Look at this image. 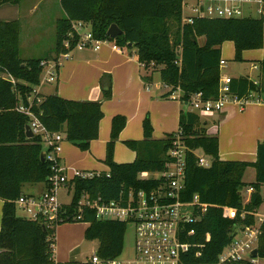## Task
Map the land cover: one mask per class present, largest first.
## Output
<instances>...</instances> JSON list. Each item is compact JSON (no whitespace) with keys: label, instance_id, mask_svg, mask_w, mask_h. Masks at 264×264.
Returning a JSON list of instances; mask_svg holds the SVG:
<instances>
[{"label":"trees","instance_id":"trees-1","mask_svg":"<svg viewBox=\"0 0 264 264\" xmlns=\"http://www.w3.org/2000/svg\"><path fill=\"white\" fill-rule=\"evenodd\" d=\"M21 0H0L18 4ZM264 1V0H263ZM182 0H59L64 16L57 19V59L62 51V40L71 30L72 21L88 23L93 35L109 39L119 45H135L136 56L151 84L154 72H159L162 84L179 87L182 109L178 116V129L187 150L185 156V189L182 199L197 194L201 201L213 204L202 213L199 220L190 225L195 231L183 240L191 243L183 264H211L233 239L235 228L254 225L255 213L262 202L259 193L264 184V140L257 143L254 162L222 160L218 155L217 132H210L200 115L183 109L192 94L201 92L203 99L215 98L220 85L221 44L231 40L235 60H242V52L257 49L263 44L264 20L244 18H195L184 21ZM115 23L122 30L116 38L107 36L108 27ZM22 23L19 19L0 22V264H93L89 260L56 262L54 245L56 227L62 223H50L44 218H25L17 214L15 203L23 195L24 183L44 182L53 174V162L42 161V136L34 133L28 137L25 129L30 117L17 110L19 104L30 110L50 133H60L82 149H88L91 140L98 136L99 122L103 116L101 100H68L58 94L34 93L39 84L42 68L39 63L46 57L21 58L19 37ZM204 42L200 43L199 38ZM61 45V46H60ZM122 48V47H121ZM48 60V59H45ZM264 67V57L259 61ZM230 95L237 98L249 93L264 92V85L255 83L248 76L230 78ZM103 99L111 97V84H101ZM126 124L124 115L111 118L110 139L107 142L105 162L107 172L93 178H72L74 187L67 213L74 211L75 202L82 192L104 200H117L127 196L130 189H145L155 185L154 179H141L143 171H161L165 168L167 152L174 133L155 139L149 118L143 119V139L127 140L135 152L132 162H116L112 156L113 143ZM195 150H201L210 160L208 167L197 164ZM59 162V158L57 157ZM247 168L255 169V180L245 182ZM109 174V176H107ZM252 188L248 200L242 190ZM222 206L236 209V216L229 217ZM81 222L87 223L86 239H97V256L102 260L119 256L124 248L126 221L101 220L91 210H83ZM241 214H244L241 216ZM75 221L67 217L63 222ZM257 242L259 258H264V220Z\"/></svg>","mask_w":264,"mask_h":264},{"label":"built area","instance_id":"built-area-1","mask_svg":"<svg viewBox=\"0 0 264 264\" xmlns=\"http://www.w3.org/2000/svg\"><path fill=\"white\" fill-rule=\"evenodd\" d=\"M181 12L184 21L192 22L195 18H244L257 17L264 20L263 0H182ZM62 51L65 58L69 57L72 50L92 49L99 50L102 45H109L112 49L121 51L122 48L109 39L96 38L88 23L72 21L71 30L62 40ZM60 55V53H59ZM58 59L41 60L42 68L40 82L53 83L57 79ZM223 64H220V69ZM219 85L218 94L215 98L203 99L201 92L191 95L189 105L197 112L220 111L228 101H234L240 106L247 102L257 100L254 93L246 97L237 98L230 95L229 82ZM256 83V82H255ZM38 84V85H39ZM170 89V95L181 96L179 87ZM39 92L37 86L33 90ZM31 101L28 105L19 104L17 110L30 117L28 125L33 133L41 134L45 148V159L53 162V174L48 177L47 186L39 194H23L15 199L20 210L29 214V218H44L50 223L63 222L67 217L73 220H82L83 210H91L95 218L101 220H121L132 226L133 230V254L123 257L122 253L113 258L102 260L97 255L88 259L93 264H183L182 257L188 253L194 245L184 241L194 233L190 225L196 223L207 208L214 206L200 200L197 194L191 199L183 200L182 193L185 189V156L187 147L181 138L179 131L171 138V146L167 152L165 168L161 171L139 173L141 179H154L155 185L145 189H130L127 196L117 200H104L101 196L91 197L89 193L82 192L75 202L74 211L65 214L64 205L58 200L56 191L62 185L69 182L65 169L57 161L60 151V142L63 136L60 133H50L30 110ZM197 155V164L208 167L210 160L203 154ZM97 171H73V177L93 178L100 176ZM149 174L153 176L148 177ZM109 176V174H107ZM71 178V179H72ZM247 191H252L249 188ZM224 213L229 217L236 216V209L222 206ZM244 214H241L243 216ZM257 214L255 213V217ZM264 220V214H259L254 225L236 227L232 241L224 247L211 264H254L255 258L250 256L251 251L257 248L260 226ZM249 254L245 259V254Z\"/></svg>","mask_w":264,"mask_h":264},{"label":"rangeland","instance_id":"rangeland-1","mask_svg":"<svg viewBox=\"0 0 264 264\" xmlns=\"http://www.w3.org/2000/svg\"><path fill=\"white\" fill-rule=\"evenodd\" d=\"M59 5V0H45L40 4L36 14L32 18H26L27 23L23 31L20 33L21 44H19V47L21 58L43 56L53 58L57 54V51L55 52L56 27L54 22L55 18L61 15V6ZM16 7L17 5L12 3L0 5V21L12 19ZM32 23H34V25H32ZM35 37H37V40H35ZM110 42L115 43L111 40ZM121 47L125 56H135L137 49L135 45L128 46L126 44L121 45ZM260 49L261 47L244 50L242 52V60L238 61L235 60L233 42L231 40L223 41L221 44V63L223 65L220 69V83L223 85L225 84L226 78L237 76L239 74L249 75L252 79L258 78L261 69L258 67L259 61L254 59H256V53H258ZM87 50H89V48ZM63 53L64 52H60L58 59V80L56 79L53 83L40 82V84L37 85V89L43 92H62L63 94H67L68 100L78 101L80 99L77 97L81 90L77 88H85L89 86L88 81L90 80V77L86 74L87 72L85 69L88 65L92 64L93 60L88 56H79L86 53L85 50H72L70 51L68 58H65ZM100 64L101 61H96L93 65L99 66ZM103 74L104 73H102V76ZM105 74L109 75L111 97L109 99H103L102 88L99 85L101 95L99 100L103 101L104 103H102L108 106L104 107V114L99 123L98 136L91 140L88 149H82L66 139L60 142V151L58 153V156L60 157L59 163L60 166L65 169L64 172L68 180L73 177L74 170L87 172L97 171L100 173L108 171L105 158L107 142L110 139L111 118L113 116H108V113L112 112L116 106L117 108H120V110L127 112L123 107L126 106L130 113L128 115L123 114L126 119V124L118 133V136L113 143L112 156L114 161L118 163L132 162L134 160L135 152L126 144V141L143 139L142 123L145 117L149 118L153 138L160 139L165 137L166 134L177 132L178 110L182 108V104L178 99V95H170L169 88L160 84L159 72L156 71L152 75V84H146V86H150L147 93L140 94L138 90H134L133 87H130L127 89L125 96L122 92V90L125 91V89H122V73L119 74V71L115 70L113 73L107 72ZM140 75H146V70L144 66L141 65ZM100 84H102L101 81ZM262 84L264 85V80ZM120 85L122 87H120ZM261 94L263 95V93ZM254 98L258 99L257 95H254ZM189 109L192 110V107L189 106ZM136 112L137 115H135ZM198 113L201 115L210 114L214 116L218 111H198ZM104 119H106L107 122H110V127L107 126L105 129L103 128ZM214 125V128L211 129L213 132L216 131V126H218V124H216V119ZM42 148H45L44 143H42ZM197 152L198 154H201V151ZM151 176L153 175H148V177ZM243 180L245 182L254 181L255 169H246L243 175ZM259 193L262 202L256 211V219L259 214H264V184L260 186ZM73 194L74 187L68 182L62 184L56 191L57 198L63 205H69L73 198ZM242 197L245 201L249 198V193H247L245 189L242 190ZM17 214L25 218L29 217L27 212L20 209L17 210ZM86 227L87 223L81 221H67L60 223L57 226L56 231L55 255L57 253L61 258L68 261L73 260L82 262H85L93 255H96L98 240L85 238L84 230ZM132 247L133 230L132 226L128 225L124 235L122 256H131L133 254ZM248 256L249 254L247 253L244 258L248 259ZM254 264H264V258L256 257Z\"/></svg>","mask_w":264,"mask_h":264},{"label":"crops","instance_id":"crops-1","mask_svg":"<svg viewBox=\"0 0 264 264\" xmlns=\"http://www.w3.org/2000/svg\"><path fill=\"white\" fill-rule=\"evenodd\" d=\"M44 1L45 0H21L20 3L16 4L17 7L14 9V16L10 20L19 19L22 23L21 26V32H22L27 23L26 18L27 17L32 18L36 14L40 4ZM60 14H59L60 16L55 18V22L57 19L64 16V11L62 10V8ZM32 25H34V23H32ZM35 40H37V37H35ZM199 42L203 43L204 38L200 37ZM19 44H21V35L19 39ZM84 50L86 53L81 54L79 56H88L92 58L93 61L92 64L88 65L87 68L85 69V71L87 72L86 74L88 75V77H90V80L88 81L89 86L85 88L84 87L77 88L81 90L79 96L77 97L80 100H99L101 97L99 91V85L101 87L100 81L105 84L108 83L109 75L105 73L107 72L113 73L115 72V70H118L119 74L122 73L123 87L121 85L120 87H122V89H125V91L122 90L124 96L126 95L127 89H129L130 87H133L134 90H138L140 94L147 93L149 91L150 86H146L147 83L143 80V77L140 75V63L138 61L136 53L135 56L133 55L131 57L125 56L123 50L121 51L114 50L109 45H102L101 48L96 51L92 49L89 50L83 49V51ZM19 52H20V47H19ZM255 57L256 59L254 60L257 61H261L264 57V25H263V44L260 51L256 53ZM53 58L46 57L43 59L49 60ZM96 61H101V64L99 66H94L93 64ZM258 67L261 69L258 78L252 79L249 77V75H245V74L230 76L228 78L248 76L249 79H251L252 81L261 84L264 80V67L263 68H261L260 66ZM102 73H104L103 76ZM159 79H160V75H159ZM160 84L162 83L160 82ZM38 91L41 94H45V95L56 93L63 98H68L67 94L65 93L63 94L62 92H43L40 90ZM262 93L263 95L261 93L255 94L257 95L258 99L247 102L243 106H240L238 103L234 101H228L224 104L223 108L220 111H218V113H216V115L214 116L210 114L201 115L200 113H198L200 115L201 121L203 122V125L206 127L207 130L210 129L209 130L210 132H213L211 131V129L214 128L215 119H216V124H218V126H216L217 127L216 132L218 135V155L220 159L239 160V161H248V162H254L256 160L257 143L259 141L264 140V92ZM103 103L101 105V108L104 114V107L108 105H105ZM123 107L127 112H125L124 110H120V108H117L116 106L112 112L108 113V116L109 115L114 116L115 114H122V115L130 114L128 112L129 111L128 108L126 106ZM181 109L182 108L178 110V116ZM137 112L135 113V115H137ZM107 126L110 127V122H107V120L104 119L103 128L105 129ZM57 157L59 158V162H60V157L58 156V154ZM44 188H45L44 182L24 183L22 186V192L24 194L35 195L42 192ZM247 190L246 192L249 193L250 196L251 191H247ZM1 208H2V200L0 199V225H1ZM56 231H57V227H56ZM55 246H56V233H55V245H54V260L56 262L68 261L66 259L61 258V256L57 253L55 255Z\"/></svg>","mask_w":264,"mask_h":264},{"label":"water","instance_id":"water-1","mask_svg":"<svg viewBox=\"0 0 264 264\" xmlns=\"http://www.w3.org/2000/svg\"><path fill=\"white\" fill-rule=\"evenodd\" d=\"M121 33H122V30H121V29L118 27V25H116L115 23H112V24L108 27L107 32H106L107 36H109V37H111V38H116V37H118L119 35H121ZM188 105H189V102H184V103H183V109H184V110H187ZM25 132H26V135H27L28 137H31V136H33V134H34V133L32 132V130H31V128H30L29 125H26ZM40 159H41L42 161L45 160V152H44V151H41V152H40ZM257 255H258V250H257V248H254V249L251 251L250 256L253 257V258H256Z\"/></svg>","mask_w":264,"mask_h":264}]
</instances>
